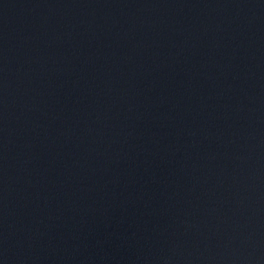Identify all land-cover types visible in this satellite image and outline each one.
<instances>
[{
  "label": "water",
  "instance_id": "obj_1",
  "mask_svg": "<svg viewBox=\"0 0 264 264\" xmlns=\"http://www.w3.org/2000/svg\"><path fill=\"white\" fill-rule=\"evenodd\" d=\"M0 264H264V0H0Z\"/></svg>",
  "mask_w": 264,
  "mask_h": 264
}]
</instances>
